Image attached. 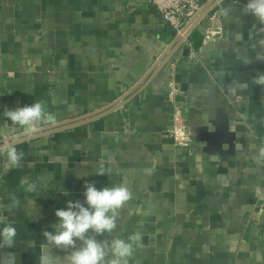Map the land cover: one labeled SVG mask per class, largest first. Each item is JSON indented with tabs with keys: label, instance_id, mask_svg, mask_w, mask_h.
<instances>
[{
	"label": "crops",
	"instance_id": "obj_1",
	"mask_svg": "<svg viewBox=\"0 0 264 264\" xmlns=\"http://www.w3.org/2000/svg\"><path fill=\"white\" fill-rule=\"evenodd\" d=\"M246 2L225 0L228 16L216 4L223 37L203 42L202 20L122 106L19 144L23 167L6 175L0 157V213L17 229L0 264H64L42 233L56 209L84 202L86 182L132 192L116 234H141L133 264H264V199L252 191L264 184V92L243 86L264 72V26ZM172 36L148 0H0V141L19 134L5 108L43 100L61 123L106 107ZM26 176L46 179L25 193ZM12 195L21 206L9 210Z\"/></svg>",
	"mask_w": 264,
	"mask_h": 264
},
{
	"label": "clouds",
	"instance_id": "obj_2",
	"mask_svg": "<svg viewBox=\"0 0 264 264\" xmlns=\"http://www.w3.org/2000/svg\"><path fill=\"white\" fill-rule=\"evenodd\" d=\"M216 4L220 6L219 10L224 16L230 14L231 6H226L225 0H216ZM241 10L264 26V0H247ZM249 83L259 86L264 92V72L258 71L243 86L247 87ZM3 117L6 126L10 122L13 130H19L18 135L0 141V157L4 158L3 174L6 175L23 167L25 153L18 145L46 136L48 128L55 126L56 119L43 100L11 109L5 108ZM230 131H233L231 125ZM256 159L258 163L264 162V147L259 149ZM96 175L105 173L100 171ZM45 179L41 176L30 180L26 176L20 184L25 193H34ZM252 191L257 199H264V184L258 183ZM83 196V203L69 200L66 208L55 210L57 222L52 225L51 231L45 230L42 233L45 245L64 250L67 253L63 257L64 264H133L135 253L142 247L141 234L135 232L126 239L116 234L120 210L132 199V192L123 183L98 189L94 183L86 182ZM10 201L6 206L9 210L21 206L20 199L15 195L10 197ZM0 224L3 225L0 227V248L13 247L17 236L16 227L2 213ZM43 261L44 257L41 256V264Z\"/></svg>",
	"mask_w": 264,
	"mask_h": 264
},
{
	"label": "built area",
	"instance_id": "obj_3",
	"mask_svg": "<svg viewBox=\"0 0 264 264\" xmlns=\"http://www.w3.org/2000/svg\"><path fill=\"white\" fill-rule=\"evenodd\" d=\"M148 1L157 10L161 20L171 27L172 31H174V35L178 36L176 43L180 42V44L177 50L187 44V37L189 35H186L187 30L202 14L204 9L213 2V0ZM215 6L216 5H214L202 19H206L205 21H207L203 33V42H209L223 37L222 29L217 24L219 14L215 10ZM200 23H198V25Z\"/></svg>",
	"mask_w": 264,
	"mask_h": 264
},
{
	"label": "water",
	"instance_id": "obj_4",
	"mask_svg": "<svg viewBox=\"0 0 264 264\" xmlns=\"http://www.w3.org/2000/svg\"><path fill=\"white\" fill-rule=\"evenodd\" d=\"M216 5V0H213V2L207 6L204 11L202 12V14L194 21V23L192 24V26L187 30L186 35L190 34V32L198 25V23H200L203 19V17L210 11V9ZM172 39L171 41L168 42V46L165 49V51L160 55V57L158 58L156 64L150 69V71L134 86L132 87L125 95H123L122 97L118 98L117 100L113 101L112 103H110L109 105H107L106 107L95 111L93 113H89L86 115H83L81 117L75 118V119H71L69 121H65V122H61V123H56L55 126L48 128L47 130V134L56 132L58 130L61 129H65V128H69L72 126H75L79 123L91 120L93 118L105 115L106 113L111 112L112 110L122 106L124 103L127 102L128 98L130 97V94L136 90L137 88L141 87L145 82H147V80H149V78L151 77V75H154L158 69L171 57V55L177 50L180 42L176 43V40L178 38V36L174 35V31H172ZM189 48H184L183 49V55L184 56H188L189 55ZM10 138V137H9ZM8 138V139H9ZM8 139H4L1 141H6Z\"/></svg>",
	"mask_w": 264,
	"mask_h": 264
}]
</instances>
